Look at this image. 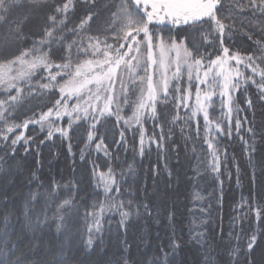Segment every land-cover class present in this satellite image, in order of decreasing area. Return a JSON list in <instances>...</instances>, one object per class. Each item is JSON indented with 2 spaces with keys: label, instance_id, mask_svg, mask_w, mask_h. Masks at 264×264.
I'll use <instances>...</instances> for the list:
<instances>
[{
  "label": "snow or ice",
  "instance_id": "snow-or-ice-1",
  "mask_svg": "<svg viewBox=\"0 0 264 264\" xmlns=\"http://www.w3.org/2000/svg\"><path fill=\"white\" fill-rule=\"evenodd\" d=\"M83 5L84 17L77 26L68 29L67 14L76 8L74 0H66L63 4H46L44 0H27V3L23 0H0V26H8L20 43L29 39L25 25L31 20L33 11L48 8L52 12L47 17L41 38L34 40L31 48L20 51L12 60L0 62V89L7 93L6 99L0 100V122L4 125L0 127V151L4 153L0 155V173L11 171L16 146L21 142L27 146L32 139L25 137L23 132L12 135L16 129H26L29 124H38L42 131L47 127V140L58 133L59 139L70 141L68 129L80 121V127L84 124L88 126L87 148L96 139V124L102 122V118L107 120L112 116L119 122L123 106L130 103L129 95L138 94L135 103L138 127H125L121 131L120 140L115 142L117 151H128L125 132L131 130L134 138L136 135L140 137L139 147L132 148L133 156L150 154L151 146L144 142L143 124L151 120L154 128L160 127L157 105L166 104L171 98L174 107L183 106L189 110L190 115L189 112L185 113L186 125L198 114L202 113L203 116V142L206 150L201 149L204 154L197 157L192 179H196L201 171H206L219 180L221 164L226 165L228 160L226 154H221V138H230L233 131L240 136L244 123H247V117L242 122L240 113L243 109L236 104L235 93L242 85H255V103L264 109V67L256 63V59H259L264 64V45L259 40L255 41L262 53L256 59L251 55L245 57L231 51L235 48L233 32L237 25L242 28L259 19L261 34L264 35V0H232L231 6H226L224 0H112L110 4H101L98 0H83ZM18 8L28 11L23 16H14L13 11ZM105 13L110 17L104 21L105 26L98 27L96 35H86ZM65 32L68 33L67 36L64 35ZM191 32L201 33L213 51L202 50L199 43L188 47L185 39L186 34ZM57 33H60L58 38ZM209 36L211 40H208ZM177 37L182 38L178 41ZM248 39H252L251 35ZM66 40L70 42L65 43ZM50 56H56L64 62L53 63ZM243 69H250L251 75L245 76ZM37 72L43 73L40 79L45 81L38 85L39 89H58L59 99L55 100L46 113H41L39 119H26L22 125L9 124L8 119L12 118L21 93L25 91L24 86L27 85L29 95L35 87L32 85V78ZM257 76L259 79H256ZM12 90H15L14 95L11 94ZM246 93L245 87L242 95ZM193 95L194 104H188L187 101ZM245 103L249 110L253 109L254 101L246 95ZM217 106L221 112L219 117L214 115ZM64 117L68 118L67 128L59 124ZM180 119L182 117L177 114L172 123L175 124ZM124 124L127 126L128 121L125 120ZM245 131L251 134L252 142L244 140L243 136L240 139L249 153V163L252 164V156L256 151V129L249 127ZM171 134V129L167 134L161 129L159 136L153 131L150 140L155 144L158 154L163 150L166 135L170 137ZM196 134L200 136L199 125ZM260 134L264 138V125L261 126ZM68 150L71 153V143ZM95 150L103 152L108 171L98 172L99 165L92 162V175L98 177L97 186H102L104 200L94 203L91 206L93 211L87 215L93 218L96 232L102 230V220L106 213H118L119 225L126 228L132 214L126 209L131 208L132 201L125 203L118 199L124 174L121 173L117 179L115 169L111 166L112 153L102 138L96 143ZM80 155L81 160H85L84 149ZM132 170L129 165V172ZM261 173L264 174V166L261 167ZM30 179L31 182L39 180L35 174ZM60 187L61 185L54 184V188ZM63 187L71 191L73 186L69 183ZM29 195L30 199L4 213L3 229L0 230V264H27L23 255H17L15 245L5 250V233L9 227L10 214H15L23 232L31 233L33 243L29 251L32 253L39 247L37 241L40 238L46 235L50 237V232L46 230L51 227L50 220L54 221L56 250L46 247L44 255L51 256V259L37 261L36 264H68V245L59 243L65 227L61 210L72 206L73 201L63 200L57 205L56 214L49 217L48 200H45L41 210L37 212L35 205L40 198L37 193ZM260 198L264 200V192H261ZM140 207L145 214L151 212L147 204ZM241 207L254 210L258 221L264 217V205L258 202L250 204L243 200ZM136 214L139 215V212ZM247 215V212L242 213L244 218ZM258 232L259 228L249 237L243 251L239 247L232 249L225 264H257L253 259V252L257 246ZM195 239L201 246L206 244L202 233H197ZM91 245L92 240L89 239L88 246ZM170 247L171 258L164 253L163 262L156 260L154 264H170V259L176 258L179 245L171 244ZM124 253L123 264H128L126 243ZM91 255L92 250L85 252V256ZM80 264H84V261L81 260ZM204 264H216V261L206 254ZM260 264H264V253L261 254Z\"/></svg>",
  "mask_w": 264,
  "mask_h": 264
},
{
  "label": "trees",
  "instance_id": "trees-1",
  "mask_svg": "<svg viewBox=\"0 0 264 264\" xmlns=\"http://www.w3.org/2000/svg\"><path fill=\"white\" fill-rule=\"evenodd\" d=\"M23 2L27 3V0ZM44 2L63 4L66 0H44ZM98 2L110 4L112 0H98ZM74 3L76 8L67 14L68 29L77 26L85 15L83 0H74ZM224 3L226 6H231L232 0H224ZM27 11L25 8H18L13 11V15L23 16ZM51 14L48 8L31 13L32 18L25 25V32L29 36L25 43H20L8 26H0V62L12 60L20 51L31 48L32 42L41 38L47 17ZM109 18V14L105 13L104 17L93 25V30L86 35H96L97 28L104 27V21ZM261 28L259 19L252 21L251 25L245 24L242 28L237 25L233 32L235 48L231 51H236L245 57L251 55L254 59L261 56L262 53L255 43L259 40L261 45H264ZM109 34L111 35L110 32ZM59 35L60 33H57V38ZM64 35L67 36L68 33L65 32ZM249 35L252 39H248ZM181 38L176 39L179 41ZM208 40H211L210 36ZM68 42L70 40L65 41ZM193 43L201 44L202 50L213 51L201 33L186 34L185 44L191 47ZM50 59L56 64L64 62L56 56H50ZM256 63L264 67L259 59H256ZM243 71L245 76L251 75L250 69ZM41 75L43 73L37 72L32 78V85L35 87L30 95L27 85L24 86L25 91L21 93L16 110L12 112V118L8 119L9 124L22 125L26 119H39L40 114L46 113L55 100L59 99L58 89H39L38 85L45 82L40 79ZM256 79L259 77L257 76ZM245 87L247 88L245 95L254 101L251 110L247 108L245 95H242ZM11 94L14 95L15 90H12ZM6 96L7 93L0 89V100L6 99ZM129 100L130 103L122 108L119 122L115 116H112L107 120L102 118V122L96 124V139L87 148L85 146L88 144V126L84 124L80 127L82 123L80 121L68 129L70 141L59 139L58 133L47 140V127L42 131L38 124H29L26 129L21 127L15 130L12 135L23 132L25 137L32 139L27 146L23 142L16 146L11 171L0 173V230L3 229L5 211L18 207L25 200L30 199V193H37L40 200L35 205L36 211L39 212L45 200H48L49 217L56 214L57 205L63 200L73 201L72 206L61 210L65 227L59 243L68 245L66 252L70 258L68 264H80L81 260L84 264H123L125 243L128 264H154L156 260L163 262L164 253H167L169 258L172 256L171 244L179 245V248L176 258L170 259V264H204L206 254L215 260L216 264H225L232 249L237 247L241 251L245 249L249 237L257 231V228L259 232L253 259L260 264L261 254L264 253V217L258 221L254 210L241 207L243 200H247L250 204L255 201L264 205V200L260 198L261 192H264V174L261 173V167L264 166L262 165L264 138L260 134L261 126L264 125V109L255 103L257 100L255 85H242L235 93V102L243 109L240 113L242 122L243 118L247 117V123H244L240 136L251 143V134L245 129L249 127L256 129V151L252 156V164L249 163V153L245 150L240 136L233 131L230 138L227 136L221 138V154L222 156L226 154L228 160L226 165L221 164L219 180L214 179L213 175L206 171H201L196 179H192L197 157L204 154L201 149L206 150L203 142V116L202 113L198 114L186 125L185 113L189 110L183 106L174 107L171 98L168 103L157 105L160 127L154 128L151 120L143 124L144 142L151 146L150 154L146 153L143 157L133 156L132 148L139 147L140 137L136 135L134 138L131 130L125 132L128 151H117L115 142L120 140L121 131L125 127L130 129L138 127L136 115L134 116L138 94H130ZM194 102L193 95L187 103L194 104ZM177 114L182 119L173 124L172 119ZM214 115L216 117L221 115L219 106ZM125 120L128 121L127 126L124 124ZM67 121L68 119H64L61 122L62 127L67 128ZM198 125L199 137L196 134ZM0 127H4L2 122ZM161 129L165 134L171 129L172 134L170 137L166 135L163 150L158 154L150 137L153 131L159 136ZM101 138L112 153L111 166L115 169L117 179L120 178L121 173L124 174L118 199L125 203L132 201L131 208L126 209L132 214L128 219L127 227L124 228L119 225L118 213H106L102 220V230L96 232L95 222L87 213L93 211L91 206L94 203L104 200L102 186H97L98 177L92 175L93 161L99 165L98 172L108 171V163L103 152L95 150L96 143ZM69 143H71V153L68 150ZM82 149L85 150V160H81ZM3 154V151H0V155ZM129 165L133 169L131 172ZM33 174L39 178L37 182H31L30 178ZM69 183L73 186L71 191L63 187ZM54 184H59L61 187L56 189ZM143 204H147L151 209L149 214L143 212V208L140 207ZM137 212L139 215L136 214ZM243 212L248 213L247 218L242 216ZM50 224V229L46 230L50 232V237L46 235L40 238L37 241L39 247L32 253L29 251L33 243L31 233L23 232L15 214H10L9 227L5 233L7 241L5 250L15 245L17 255H23V260L27 261V264L51 259V256L44 255L46 247H53V250H56L55 222L50 220ZM197 233L203 234L206 241L204 246L197 243L195 239ZM89 239L92 240L90 247ZM90 250L92 255L85 256V252Z\"/></svg>",
  "mask_w": 264,
  "mask_h": 264
},
{
  "label": "rangeland",
  "instance_id": "rangeland-1",
  "mask_svg": "<svg viewBox=\"0 0 264 264\" xmlns=\"http://www.w3.org/2000/svg\"><path fill=\"white\" fill-rule=\"evenodd\" d=\"M231 63H233V64H235V61H232ZM13 71L15 72V66H13ZM136 115V110H135V114H134V116ZM51 119H54V117H52ZM64 119H68L67 117H64ZM63 119V120H64ZM141 119H142V117H141ZM63 120L62 121H59V124H60V126L62 127V125H61V122H63ZM131 121V120H130Z\"/></svg>",
  "mask_w": 264,
  "mask_h": 264
}]
</instances>
